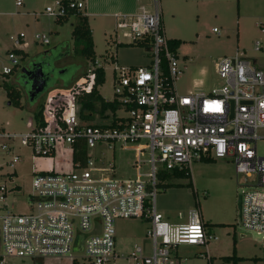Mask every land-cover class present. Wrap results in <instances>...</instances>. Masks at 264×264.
<instances>
[{
  "label": "built area",
  "instance_id": "2783aa9c",
  "mask_svg": "<svg viewBox=\"0 0 264 264\" xmlns=\"http://www.w3.org/2000/svg\"><path fill=\"white\" fill-rule=\"evenodd\" d=\"M22 4L23 0H16L18 7ZM85 6L84 0H56L44 14L60 20L72 12L83 14ZM115 31L130 37L131 43L152 41L149 65L126 67L113 62L112 101L120 103L126 113L118 117L116 126L90 124L80 118L77 97L91 91L96 70L104 69L95 60L89 61L91 67L75 87L47 101L51 110L45 128L36 124L19 134L0 129L3 150L19 141L37 159H55L60 152L71 156V171L34 174L28 212L0 215V264H7L6 257L31 259L34 264L66 257L77 262L76 252H84L89 264H181L175 261L181 245L208 249L217 238L205 228L199 207L189 211L186 222H173L158 213L160 177L167 172L191 174L192 165L206 159H231L237 174L255 176V185L242 194L240 224L261 237L264 255V157L257 152V142L264 138V69L242 52L217 63L219 88L182 94L176 84L186 66L170 45L160 8L116 15ZM24 38L20 34L15 46L21 47ZM35 40L50 44L45 35H36ZM255 50L264 52V46L257 42ZM9 60L19 64L13 52ZM11 72L12 68H3V74ZM81 144L87 148L85 162L75 160ZM117 147L135 154V178L114 177L115 165L103 158V152H115ZM96 150L101 151L99 158H95ZM20 160L15 155L10 166L15 168ZM12 190L0 185V204ZM136 218L151 225L147 232L150 250L137 246L122 254L117 249L115 222Z\"/></svg>",
  "mask_w": 264,
  "mask_h": 264
},
{
  "label": "rangeland",
  "instance_id": "374dc122",
  "mask_svg": "<svg viewBox=\"0 0 264 264\" xmlns=\"http://www.w3.org/2000/svg\"><path fill=\"white\" fill-rule=\"evenodd\" d=\"M55 1L23 0V6L18 7L16 0H0V129L4 128L7 132L19 134L34 129L35 115L40 107L51 97L66 94L59 82L34 101L29 94H23L19 105L10 104L11 98L3 84L6 82L16 89H22L21 74L32 58L67 46L70 54L66 60L57 64V68L78 65L81 67L80 72L84 73L91 67L89 61L74 54L72 32L73 25L77 23L76 18L70 17L66 22L59 23L47 15L33 16L44 11L47 6H53ZM160 9L167 38L181 41L177 54L186 69L176 84L180 93H210L219 88L222 81L217 73V63L242 52L256 61L259 68L264 69V52L255 50L257 42L264 46V0H160ZM91 25L94 30L96 60L106 73V82L99 91L106 100L112 101L115 98L113 62L126 67L147 66L151 55L144 47L128 45L132 39L124 36L121 31H115L116 19L92 17ZM213 29L219 33H214ZM20 34L26 36L24 42L28 57L23 60L19 56V64L13 65L9 54L12 50L21 49L14 44ZM36 35L47 36L50 44L37 42ZM4 67L14 68L13 73L4 75ZM116 115L123 117L126 113L119 110ZM110 121L111 115L102 116L97 112L91 122ZM261 134L264 136V132ZM10 147L6 151L0 146V185L14 190L6 202L0 204V215L28 212L29 198L34 194L35 173L71 171L70 153L60 152L55 159H37L19 141H14ZM99 152L94 151L95 158ZM257 152L264 157V138L257 142ZM103 153V158L115 165L113 174L117 180L135 178L133 152L122 151L117 147L115 152ZM15 155H19L21 160L12 168L10 162ZM143 171L147 172L148 168L144 167ZM13 173L16 175L11 178L9 175ZM166 174L164 180L160 177L163 186H160L157 194L158 213L170 221L175 219L186 222L189 211L199 207L209 232L217 238L210 241L209 250L204 246L181 245L180 252L175 253L180 261L175 259L177 263L234 264L232 257L235 256L236 264H264L261 237L243 228L238 209L239 196L255 185V176L247 178L244 174H237L231 159L195 162L191 177H172L169 172ZM150 228V223L140 218L117 219L115 232L118 251L128 254L137 246L149 251L147 232ZM73 257L78 264H89L84 252H76ZM5 262L34 264L31 259L10 257H6ZM43 263L73 264V261L69 257L49 258ZM116 264L127 263L121 261Z\"/></svg>",
  "mask_w": 264,
  "mask_h": 264
},
{
  "label": "trees",
  "instance_id": "16d2710c",
  "mask_svg": "<svg viewBox=\"0 0 264 264\" xmlns=\"http://www.w3.org/2000/svg\"><path fill=\"white\" fill-rule=\"evenodd\" d=\"M75 16L77 19L76 25L73 27L72 37L74 40V54L75 56H79L80 58L85 59L86 61L94 62L96 60V53L94 47V39L91 31V27L88 21V18L79 13V12H72L68 15V17L64 19H60V23H64L68 20L69 17ZM152 41L150 38H145L143 40L129 43L130 46H141L146 48L147 50L150 49ZM121 45V44H120ZM118 45V46H120ZM170 45L174 50H177L180 45L181 41L179 40H171ZM15 53L18 57H22L25 60L28 55L27 53L15 49L11 51V53ZM58 52V57H57ZM41 56L35 57L36 65H30V70L26 73L21 74V81L20 85L22 89H16L11 85L7 84L6 82L3 84L4 89L6 90L8 97L11 98L10 104L14 103L16 106L20 104V100L23 97V94H29L32 100H36L40 95L46 92L51 86L61 82L62 88L64 90L72 89L77 85L80 79L84 78L85 72H80V66L78 65H70L65 68H57V64L66 60L69 56L70 51L67 46L62 48H56L54 50L46 51L41 53ZM28 66V67H29ZM27 67V68H28ZM14 68H12V74ZM4 74V75H10ZM35 81L34 87L33 82ZM106 82V73L103 68H98L96 70V76L91 88V91L85 92L83 91L77 97V103L80 107L79 114L80 118L83 122L94 124L91 122L94 118V115L99 112L102 116L111 115L110 126L114 127L117 124V112L122 109V106L117 101H108L106 100L99 91V88L103 86ZM42 87V91L37 92L38 88ZM50 104L47 102L45 105L40 107V110L35 115V121L38 128H45L48 125L50 119ZM61 110L58 113V116L61 113ZM104 123H95L97 125H102ZM78 151L75 155V160L82 162L86 161L87 158V148L85 144H81L77 147ZM205 162L214 161L211 159L204 160ZM167 174H163L161 179H165ZM172 177H183V176H190V173L186 172H172L170 173ZM160 186H163L160 184ZM205 228L209 231V227L207 224H204ZM234 260V264H236V257H232ZM73 264H77L76 261H73Z\"/></svg>",
  "mask_w": 264,
  "mask_h": 264
},
{
  "label": "crops",
  "instance_id": "0c3cea01",
  "mask_svg": "<svg viewBox=\"0 0 264 264\" xmlns=\"http://www.w3.org/2000/svg\"><path fill=\"white\" fill-rule=\"evenodd\" d=\"M84 1H85L86 6H85V10L83 11V15H85L88 18L92 32H94L92 25H91V18L92 17L116 19V15H119L122 13L134 14L136 11L139 12L142 8H145V9L150 10V11H152L156 8H160V0H84ZM22 6H23V4L19 7H22ZM138 12H136V13H138ZM38 15L46 16L44 14V11H41L40 13H36L33 16L38 17ZM71 17L75 18V16H71ZM56 22L60 23V21H58V20H56ZM75 25H73V27ZM92 35H93V33H92ZM25 38H26V36H25ZM25 38L23 40H25ZM23 40L21 39V41H23ZM18 50H21V51L27 53L26 52L27 46H26L24 41H23V44L21 46V49H18ZM95 53H96V51H95ZM164 217H166V216H164ZM166 219H168V218L166 217ZM171 221L178 222L175 219L171 220ZM179 252H180V249H179Z\"/></svg>",
  "mask_w": 264,
  "mask_h": 264
},
{
  "label": "water",
  "instance_id": "95a60500",
  "mask_svg": "<svg viewBox=\"0 0 264 264\" xmlns=\"http://www.w3.org/2000/svg\"><path fill=\"white\" fill-rule=\"evenodd\" d=\"M42 54L40 53L38 56H41ZM30 65H33L35 66L36 65V62H35V57L32 58L29 62ZM28 70L27 68H24L23 69V73H26ZM34 84H35V81L33 82V87H34ZM42 91V87L38 88L37 92H40ZM241 208H242V195L239 196V199H238V209H239V217H240V213H241Z\"/></svg>",
  "mask_w": 264,
  "mask_h": 264
},
{
  "label": "flooded vegetation",
  "instance_id": "af4514ba",
  "mask_svg": "<svg viewBox=\"0 0 264 264\" xmlns=\"http://www.w3.org/2000/svg\"><path fill=\"white\" fill-rule=\"evenodd\" d=\"M30 67H31V66H29L27 69L30 70ZM31 68H32V67H31Z\"/></svg>",
  "mask_w": 264,
  "mask_h": 264
}]
</instances>
